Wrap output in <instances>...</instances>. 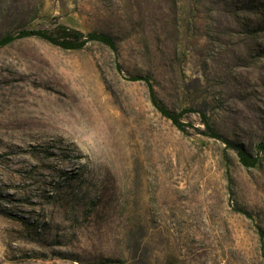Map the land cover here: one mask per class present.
<instances>
[{"label": "rangeland", "instance_id": "rangeland-1", "mask_svg": "<svg viewBox=\"0 0 264 264\" xmlns=\"http://www.w3.org/2000/svg\"><path fill=\"white\" fill-rule=\"evenodd\" d=\"M58 18L119 53L0 48V264H264V0H0V39Z\"/></svg>", "mask_w": 264, "mask_h": 264}, {"label": "trees", "instance_id": "trees-1", "mask_svg": "<svg viewBox=\"0 0 264 264\" xmlns=\"http://www.w3.org/2000/svg\"><path fill=\"white\" fill-rule=\"evenodd\" d=\"M56 22L52 28L39 29V30H22L16 35H7L0 39V48L5 47L17 39L21 38H39L49 44L58 47L65 51H79L84 49L90 43H100L109 47L116 55H118V46L116 41L109 35L104 33H85L80 29H76L65 25L60 22L59 18L55 19ZM118 72L122 73V66L118 63ZM132 82H144L150 94V100L154 108L160 113V115L169 121L183 134L189 135L190 130L193 129L205 137H209L218 141H222L228 148H233L239 157L240 163L245 168L251 169L257 167L260 163L258 155L254 156L247 153L243 148L231 144L227 139L222 137L215 128L211 125L206 114H200L204 129L196 128L191 124L183 122V116L185 113H189L192 110H184L183 112H176L168 108V106L160 99L156 93L152 80L148 76H136L129 78ZM260 151H264V144H261ZM262 238V237H261ZM264 247V246H263Z\"/></svg>", "mask_w": 264, "mask_h": 264}]
</instances>
